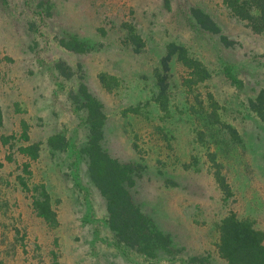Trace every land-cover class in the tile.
<instances>
[{"label": "rangeland", "instance_id": "obj_1", "mask_svg": "<svg viewBox=\"0 0 264 264\" xmlns=\"http://www.w3.org/2000/svg\"><path fill=\"white\" fill-rule=\"evenodd\" d=\"M186 4L218 17L233 43L224 46L210 33L196 31L182 14ZM221 5L222 0H181L176 11L164 8L163 0H0L5 116L0 258L5 264H230L218 251L217 222L234 212L264 229V117L248 104L264 88V34L229 18ZM126 21L146 41L141 52L125 43ZM61 35L87 41L88 52H68ZM172 41L186 45L212 77L189 93L183 85L186 68L174 61L165 111L156 100V69ZM63 63L72 75L63 72ZM227 67L244 86L231 81ZM105 72L120 79L112 91L101 80ZM84 81L107 109L108 149L145 166L138 202L175 237L164 255L148 257L119 243L104 200L85 187L82 164L76 169L77 150L58 151L47 142L57 132L75 145L86 140L87 131L78 132L85 127V110L73 96ZM138 104V111L124 109ZM30 143H40L37 159L18 151ZM221 176L231 193L224 191ZM43 185L57 222L38 216L33 207Z\"/></svg>", "mask_w": 264, "mask_h": 264}, {"label": "trees", "instance_id": "obj_2", "mask_svg": "<svg viewBox=\"0 0 264 264\" xmlns=\"http://www.w3.org/2000/svg\"><path fill=\"white\" fill-rule=\"evenodd\" d=\"M48 2V0H46ZM164 8L180 11L178 6L181 0H163ZM229 18L243 22L250 31L255 34H264V0H222V5ZM185 16L190 20L191 26L198 32H208L221 44L228 46L233 43L230 40L223 23L211 12H207L199 5L190 4L184 6ZM178 9V10H177ZM48 11H51L50 6ZM132 22L126 21L125 26H129L125 43L133 47L135 52H141L146 46V41L140 35L132 32ZM131 24V25H130ZM60 45L73 54L86 53L89 50V43L76 36H59ZM166 51L161 58V67L156 69V78L159 85V95L156 100L160 107L169 110V100L171 93V78L174 61L180 62L186 68L183 76V85L187 87L189 93L195 92L199 86L212 77L207 66L197 57L192 55L188 47L175 41L166 46ZM62 65V64H61ZM60 65V66H61ZM82 64H79L81 66ZM71 69H74L69 65ZM64 67L67 66L63 63ZM69 67V69H70ZM83 67V66H82ZM70 69V70H71ZM76 71L75 69L73 70ZM66 73V72H65ZM72 75L70 71L66 73ZM226 74L237 86H244L242 78L232 71L231 67L226 68ZM105 81L108 90L113 89V85H119V77L115 74L105 72L101 76ZM114 81V84H112ZM74 99L80 107L85 110L86 120L84 129L86 130V140L81 145H75L72 138L62 132L52 134L48 138V144L58 151L77 150L75 158L76 169L82 164L85 173L88 175V186L90 191L94 189L100 194L106 204L108 213V224L117 241L121 244L139 250L148 257L164 255L172 251L175 237L171 232L159 227L156 220L143 209L139 203L138 196L142 193L140 188V178L144 176L145 166L141 162L131 159L123 160L111 153L106 142L108 115L104 109L103 102L93 94L86 81L80 83V87L73 94ZM211 104L217 105L212 93L208 94ZM199 103L204 101L198 100ZM149 101L146 102V105ZM249 106L264 117V88L259 94L248 99ZM140 104L126 107V111H138ZM106 107V105H105ZM216 118L221 120V115L216 107L212 110ZM4 113L0 105V125L4 124ZM228 125V124H227ZM232 132L236 130L228 125ZM168 134H165L167 136ZM25 139L29 135L24 131ZM40 143H30L21 145L18 151L31 159H37L40 155ZM223 189L231 193L227 186L226 179L221 176ZM221 184V183H220ZM26 185V184H24ZM91 188L93 190H91ZM33 207L38 216L50 222H57V213L51 205V196L45 185L40 194L33 197ZM219 240L217 242L218 251L230 264H264V229L255 226L254 222L248 218H239L236 213H230L217 222ZM0 264L5 262L0 258Z\"/></svg>", "mask_w": 264, "mask_h": 264}]
</instances>
